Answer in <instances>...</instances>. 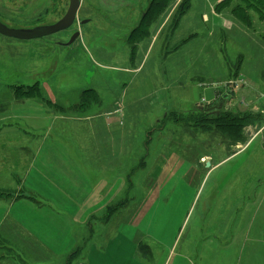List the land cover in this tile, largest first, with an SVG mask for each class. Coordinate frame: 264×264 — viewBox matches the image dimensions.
I'll return each instance as SVG.
<instances>
[{
    "label": "rangeland",
    "instance_id": "obj_1",
    "mask_svg": "<svg viewBox=\"0 0 264 264\" xmlns=\"http://www.w3.org/2000/svg\"><path fill=\"white\" fill-rule=\"evenodd\" d=\"M64 1L66 14L70 0ZM189 1L191 8L180 20L178 6ZM216 1L178 0L175 10L172 6L163 15L157 11L142 25L138 19L145 15L150 0H123L115 7L109 0H81L70 30L43 40L0 37V118L18 120L30 115L29 108L14 105L24 100L22 94L45 100L47 94L57 96L59 88L60 100L76 105V96L80 100L86 97L85 90L97 86L106 104L120 106L133 78V84L144 90L160 89L156 101L148 99L128 110L129 144L116 143L118 156L113 164L125 165V160L118 163L121 150H133L128 157L130 187L119 195L113 186L110 197L116 200L112 204L97 203L86 210L92 214V232L86 242V235L71 236L65 224L52 226L57 229L54 234L44 233L38 215L32 221L28 211L17 207L26 232L7 227L5 233L11 238L0 235V264H264V133L248 143L249 132L264 131V116H252L257 120L239 130L246 137L239 144L237 130L193 119L199 110L195 107L213 100L217 90L232 95L244 86L264 87V24L258 15L245 21L247 26L227 11L216 16ZM1 2L0 11L16 27L56 21L57 12L46 11L43 0H34L26 13ZM134 29L139 33L128 38ZM76 32L80 37L67 46ZM143 56L138 75L120 71L124 66L137 68ZM35 83L39 87L33 91L14 92L15 87ZM148 94L141 92V96ZM191 97L201 105L195 106ZM262 102L258 97L259 113L264 111ZM76 110L70 108V113ZM101 129L97 128L98 133ZM22 130L19 122L0 124V132ZM113 142L101 139L103 147ZM8 144L4 141L0 146V165L7 173L23 171L24 155L9 157ZM26 196L24 189L14 193L0 189V200ZM108 206L115 211L104 210ZM3 211L0 208V220Z\"/></svg>",
    "mask_w": 264,
    "mask_h": 264
},
{
    "label": "crops",
    "instance_id": "obj_2",
    "mask_svg": "<svg viewBox=\"0 0 264 264\" xmlns=\"http://www.w3.org/2000/svg\"><path fill=\"white\" fill-rule=\"evenodd\" d=\"M120 2H123V0H109V5L115 7ZM221 2L222 0H217L215 3L214 11L215 15L217 14L216 16L220 14L216 11V6L221 4ZM176 6H174V10ZM144 7L145 5H142L138 8V15ZM147 10L141 20L137 16L139 22L142 23ZM224 11L232 13L231 10ZM170 18L171 16L166 21H169ZM137 30L139 29L132 30L127 37L133 38L135 34L139 33ZM117 59L120 61L128 60L127 58L124 60L122 58ZM117 59L115 58L114 60ZM144 60L145 56H143L137 68L124 66L123 68L120 67V71L127 75L136 76L141 73ZM105 66L114 65L107 64ZM116 70L119 71V69ZM133 80L134 78L131 79V84L127 85L123 91V94L126 95V101L120 103L121 107L118 102L106 104L107 102L102 99L97 86L85 90L86 97H82L80 100H77L76 96V99H73L74 103L78 102L76 105L70 101L62 102L65 99L60 100L59 88H57V96L53 92L51 95L47 94L44 100L42 99L43 96L41 98L29 97V95L25 96L21 92L23 89L25 92L33 91L34 87H39L36 83L30 84V86L15 87V94L21 93L24 100L16 101L14 105L19 104L25 108L27 107L31 110V113L24 119L18 120L16 117L0 118V124L15 125L19 122L20 125L24 126V131L22 130V132L19 131L15 134L0 132V146L2 142L9 141L10 144L7 145L9 146V157L15 154H23L24 170L16 169V171L7 173L0 165V173L8 174V178H3L0 174V189L13 193L24 189L28 196L16 198L14 201L0 200V208L4 210L0 220L1 236L4 235L6 238H11L5 233L7 227L23 233L26 232L24 221L17 217L18 212H21V210L18 211L17 207H22L31 214L32 221L36 220L38 215V220L42 223L41 229L44 233L51 231L54 234L57 229L52 228V226L57 223L65 224L71 236L86 235L84 238V242H86L92 232V230L90 231L92 214L86 210H90L97 203L109 204L111 202L110 204H112L116 200L112 201L113 198L110 197L113 186L120 191L119 195H122L123 190L127 193L130 187L129 169L131 164L128 157L133 155V150H121L119 155L121 162L118 163H123L125 160V165L116 166L113 164L114 159L118 156L117 148L114 147L116 143H122V140H124L129 144L130 134L126 124L128 110L138 108L143 101L148 99L156 101L155 96L160 91L158 87L144 90V86L133 84ZM228 80H224V83L228 82ZM240 82L243 81L241 80ZM14 85L10 86V88L14 87ZM144 91L150 92L152 95L141 96V92ZM223 91L224 89L215 91L213 100L210 103L221 98L225 93L229 94V92L226 91L224 93ZM262 93H264L263 85L251 86L250 88L244 86L242 90L230 95L233 100L232 102L230 101L231 103L228 102L226 110H238L239 113H254L262 117L264 116V111L259 113L256 107L258 104L257 98L260 97L263 102L259 103V105L264 109V98L262 99L264 95ZM62 97L64 98L65 94ZM191 101L195 106L199 104L192 97ZM92 104H94L93 107ZM95 105L103 107L104 110L95 111ZM198 107L200 106L195 108ZM70 108H77V110L74 113H70ZM91 108L94 110L90 111ZM119 108L124 110L122 114L117 111ZM98 127H102L99 133L97 131ZM263 133L264 131L253 134L249 132L250 139L248 143L252 139L257 140ZM105 138H108L110 142L114 141L113 146L103 147L101 139ZM98 141L100 144L97 148L95 145ZM1 154L0 150V158ZM203 159L204 157L201 158V161H204ZM210 160V158H207L205 161L207 164L210 163L212 165V160ZM131 177L133 183V179L136 177L135 175ZM18 182L21 185H18ZM71 206H75V209ZM104 210L112 213L115 211L113 206L111 208L108 206ZM82 228H84L83 232ZM76 243L77 245L80 244V238ZM2 261L0 260V262Z\"/></svg>",
    "mask_w": 264,
    "mask_h": 264
},
{
    "label": "trees",
    "instance_id": "obj_3",
    "mask_svg": "<svg viewBox=\"0 0 264 264\" xmlns=\"http://www.w3.org/2000/svg\"><path fill=\"white\" fill-rule=\"evenodd\" d=\"M177 1L178 0H151L149 8L147 10V14L142 21V25H145L147 23V20L153 13L156 14L157 11H161L160 13L163 15L172 6H174ZM166 2L168 4H166ZM235 2H239V4ZM240 2H242V4ZM178 8L180 9L179 19L180 18L182 19L187 14V12L190 10L191 2L189 1L188 5L179 4ZM230 8H232V15L237 16L239 20L245 25H246L245 21H248L250 17L255 16V15H258L259 19L264 24V0H223L221 4L216 6V11L218 13H222L224 10H228ZM263 40H264V37H263ZM221 97H223V95ZM218 100L219 99H217L215 102H217ZM228 101H230L229 98H228ZM203 113L204 112H201L198 110L197 117H193V119L194 120L200 119L201 122H208L211 124L212 123H218V124L223 123L221 124L223 129L237 130V133H239L238 134L239 136H237L236 138V140H238V144L245 143L246 141L245 134L239 132V130H245V128L249 127L250 121L257 120V119L252 118V116H255L256 114L239 113L238 110L233 111V110L224 109L218 115L203 114ZM256 118H260V117H256Z\"/></svg>",
    "mask_w": 264,
    "mask_h": 264
},
{
    "label": "water",
    "instance_id": "obj_4",
    "mask_svg": "<svg viewBox=\"0 0 264 264\" xmlns=\"http://www.w3.org/2000/svg\"><path fill=\"white\" fill-rule=\"evenodd\" d=\"M80 8H81V0H70V5L65 16L58 23L53 24L51 26H39L31 29H12L5 26L0 21V35L8 38L16 39L19 41H33L42 38H47L61 32H65L70 28H72L76 23ZM82 24H85V22H83ZM79 37H80V32H76L72 36L67 46L72 45ZM228 97H229L228 95H225L223 99L220 101V104L218 106L215 105L208 106L207 110L211 112L214 111V109H216L219 114L222 111V109L225 107V102L226 100H228ZM208 166H211V164L208 163Z\"/></svg>",
    "mask_w": 264,
    "mask_h": 264
},
{
    "label": "flooded vegetation",
    "instance_id": "obj_5",
    "mask_svg": "<svg viewBox=\"0 0 264 264\" xmlns=\"http://www.w3.org/2000/svg\"><path fill=\"white\" fill-rule=\"evenodd\" d=\"M35 2H34V0H2L1 4L5 3L7 5H11V7H18L21 10V13H26L27 10L31 6H33V4ZM43 2H45L44 4L46 5L45 6L46 11L49 10V9L50 10H54V11H52V13L57 12V16L55 17L56 18L55 19L56 21H53V22H50V23H45V24H43L41 26H51L53 24H56V23H58L65 16V14H64L65 1L64 0H43ZM0 21L5 26H7L9 28H12V29H31V28L26 27V26H17L16 27L14 25H11L10 23H8V21L6 19V15H4L3 11H0ZM36 27H39V26H36ZM32 28H35V27H32ZM61 33H63V32H61ZM59 34L60 33H58L56 35H59ZM53 36H55V35H53ZM53 36H51V37H53ZM0 37H4V38L8 39V37L2 36V35H0ZM47 38H50V37H47ZM47 38H42L41 40L47 39ZM59 43L60 42H57V44H59ZM207 108L208 107H198L199 111L204 112L205 114H215V113H218V111L216 109H214L213 112L212 111L209 112L207 110Z\"/></svg>",
    "mask_w": 264,
    "mask_h": 264
},
{
    "label": "bare ground",
    "instance_id": "obj_6",
    "mask_svg": "<svg viewBox=\"0 0 264 264\" xmlns=\"http://www.w3.org/2000/svg\"><path fill=\"white\" fill-rule=\"evenodd\" d=\"M213 112V111H212Z\"/></svg>",
    "mask_w": 264,
    "mask_h": 264
}]
</instances>
